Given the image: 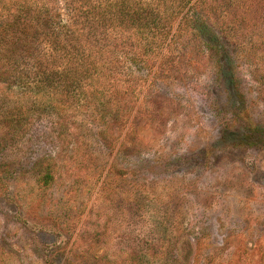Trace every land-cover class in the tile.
I'll list each match as a JSON object with an SVG mask.
<instances>
[{
  "label": "rangeland",
  "instance_id": "obj_1",
  "mask_svg": "<svg viewBox=\"0 0 264 264\" xmlns=\"http://www.w3.org/2000/svg\"><path fill=\"white\" fill-rule=\"evenodd\" d=\"M240 17L235 85L177 45L116 81V120L86 102L12 126L29 103L0 83V264H264V24Z\"/></svg>",
  "mask_w": 264,
  "mask_h": 264
},
{
  "label": "trees",
  "instance_id": "obj_2",
  "mask_svg": "<svg viewBox=\"0 0 264 264\" xmlns=\"http://www.w3.org/2000/svg\"><path fill=\"white\" fill-rule=\"evenodd\" d=\"M232 9H241V30L264 24V0H0V83L7 98L29 103L10 124L32 111L66 119L86 102L116 120V81L145 83L131 68L144 74L160 59L158 69L177 45L204 54L218 79L235 85L222 22Z\"/></svg>",
  "mask_w": 264,
  "mask_h": 264
}]
</instances>
